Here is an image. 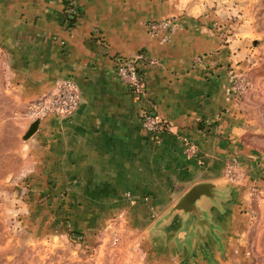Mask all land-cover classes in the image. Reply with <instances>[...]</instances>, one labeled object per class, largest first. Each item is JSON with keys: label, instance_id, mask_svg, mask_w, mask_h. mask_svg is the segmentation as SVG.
Here are the masks:
<instances>
[{"label": "crops", "instance_id": "1", "mask_svg": "<svg viewBox=\"0 0 264 264\" xmlns=\"http://www.w3.org/2000/svg\"><path fill=\"white\" fill-rule=\"evenodd\" d=\"M207 10L205 0H0L5 85L25 104L63 79L79 93L73 113L48 114L27 139L32 185L50 195L45 205L65 233L89 239L119 223L141 264L227 263L245 230L249 185L264 190V155L245 141L228 46L207 26ZM169 18L179 28L167 41L149 34L146 23ZM138 53L158 60L139 63L144 96L115 73L119 58ZM145 110L171 131L150 137ZM201 182L215 187L197 212H171Z\"/></svg>", "mask_w": 264, "mask_h": 264}, {"label": "rangeland", "instance_id": "2", "mask_svg": "<svg viewBox=\"0 0 264 264\" xmlns=\"http://www.w3.org/2000/svg\"><path fill=\"white\" fill-rule=\"evenodd\" d=\"M205 2L207 26L228 46L229 94L243 115L245 141L264 155V0ZM33 101L21 103L0 76V264H141L119 223L102 224L84 240L53 223L58 210L48 209L50 195L35 190L29 175L23 136ZM250 193L245 230L226 264H264V190Z\"/></svg>", "mask_w": 264, "mask_h": 264}, {"label": "built area", "instance_id": "3", "mask_svg": "<svg viewBox=\"0 0 264 264\" xmlns=\"http://www.w3.org/2000/svg\"><path fill=\"white\" fill-rule=\"evenodd\" d=\"M145 26L149 34L160 35L162 41H167L170 35L179 28L174 18L148 22ZM200 60L201 58L197 59V62ZM139 63L153 65L157 64L158 60L148 58L144 53H138L128 58H119L116 63L115 73L135 94L144 96L145 83ZM78 104L79 93L76 85L69 79H63L56 84L53 91L38 97L31 103L29 115L32 121H39L48 114L65 117L73 113L77 109ZM141 125L147 134L154 139H158L163 133L171 131V125L153 110L142 112ZM189 149L194 150V147L190 145ZM226 175L230 179H237L232 160L226 164ZM249 187L250 190H257L255 185L250 184Z\"/></svg>", "mask_w": 264, "mask_h": 264}, {"label": "water", "instance_id": "4", "mask_svg": "<svg viewBox=\"0 0 264 264\" xmlns=\"http://www.w3.org/2000/svg\"><path fill=\"white\" fill-rule=\"evenodd\" d=\"M39 121L35 120L28 126L23 138L27 139L29 138L38 127ZM215 187L214 183L211 182H201L196 183L193 185L190 189H188L182 197L175 203V205L172 207V211L181 210L185 213H196V201L203 195L205 196H212L213 195V189Z\"/></svg>", "mask_w": 264, "mask_h": 264}, {"label": "trees", "instance_id": "5", "mask_svg": "<svg viewBox=\"0 0 264 264\" xmlns=\"http://www.w3.org/2000/svg\"><path fill=\"white\" fill-rule=\"evenodd\" d=\"M81 237H82L81 239H82V240H84V237H83V235H82V234H81ZM83 243H84V241H83Z\"/></svg>", "mask_w": 264, "mask_h": 264}]
</instances>
